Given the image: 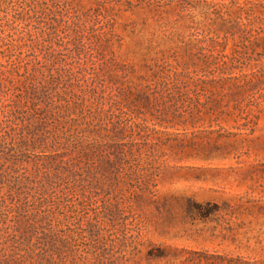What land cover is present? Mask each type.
<instances>
[{
	"label": "rangeland",
	"instance_id": "1",
	"mask_svg": "<svg viewBox=\"0 0 264 264\" xmlns=\"http://www.w3.org/2000/svg\"><path fill=\"white\" fill-rule=\"evenodd\" d=\"M205 38L241 62L236 72L263 76L255 125L226 126L240 134L206 157L192 134L154 132L135 108L149 125L141 137L161 140L154 158L136 153L124 165L144 166L151 181L141 188V171L121 169L113 187L91 161L62 156L84 123L72 102L34 106L32 88L52 66L98 73L126 95L150 65ZM181 139L184 151L169 146ZM192 199L209 213L191 215ZM152 244L168 246L166 257L148 259ZM184 248L264 264V0H0V264H168Z\"/></svg>",
	"mask_w": 264,
	"mask_h": 264
},
{
	"label": "trees",
	"instance_id": "2",
	"mask_svg": "<svg viewBox=\"0 0 264 264\" xmlns=\"http://www.w3.org/2000/svg\"><path fill=\"white\" fill-rule=\"evenodd\" d=\"M80 17L76 13L75 32L80 29ZM218 47L213 38L185 45L181 59L150 65L148 79L143 77L144 82L137 84L136 91L126 95L115 94L98 73L80 72L78 77L71 66H52L44 82L33 86V96L37 99L33 104L36 109L53 111L54 96L60 102L58 108L70 102L79 107L84 127L74 143L76 146L64 148L62 156L77 154L78 160L91 161L93 165L89 167L100 174L102 182L113 187L123 181L121 169L124 174L127 170L141 171L144 183L139 184L141 188L151 181L144 173V166L128 168L124 165L135 158L136 153L139 156L144 153L147 159L154 158L161 140L141 137L140 133L149 125L146 119H143L146 123L140 124L137 117L130 115V112L135 113V108L146 109L144 114L149 113L154 132L182 129V134H192L190 146L197 145V151L206 157L213 148L218 150L233 143L231 138L240 132L230 129H248L250 124H256L263 76L257 71L236 72L242 67L241 62ZM81 71L86 72V68ZM43 101L46 105L40 106ZM131 131H138L140 140ZM185 142V139L175 140L169 146L178 151L184 148ZM145 146L147 151L143 152ZM31 147L37 148V143L32 142ZM203 206L192 199L191 215H207L210 209ZM31 229L30 223L24 224L23 231L29 233ZM168 249V246L152 244L147 252L148 259L166 257ZM183 251L184 256H178L168 264H255L240 255L187 248Z\"/></svg>",
	"mask_w": 264,
	"mask_h": 264
}]
</instances>
